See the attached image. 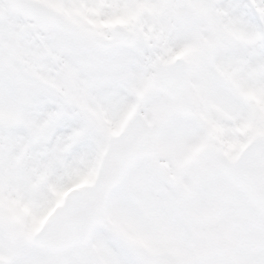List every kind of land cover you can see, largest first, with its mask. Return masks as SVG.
Listing matches in <instances>:
<instances>
[{"label": "snow or ice", "instance_id": "snow-or-ice-1", "mask_svg": "<svg viewBox=\"0 0 264 264\" xmlns=\"http://www.w3.org/2000/svg\"><path fill=\"white\" fill-rule=\"evenodd\" d=\"M80 6L94 16L65 14ZM257 9L264 0H0V264H264V108L246 95L264 96ZM129 49L149 69L137 93L159 76L181 103L235 114L233 136L212 132L216 161L193 124L136 162Z\"/></svg>", "mask_w": 264, "mask_h": 264}, {"label": "rangeland", "instance_id": "rangeland-1", "mask_svg": "<svg viewBox=\"0 0 264 264\" xmlns=\"http://www.w3.org/2000/svg\"><path fill=\"white\" fill-rule=\"evenodd\" d=\"M51 5H54L60 9V11L64 12V9H61L57 4L51 3ZM143 5L138 6L139 8H143ZM264 10V9H263ZM149 12H151V9H148ZM197 13H201L203 10L200 8L196 9ZM65 14H72V15H80L84 18H92L94 16L93 12L89 9L84 8L83 6L76 7V8H71L68 9ZM128 20L127 16H120L119 20H115L113 18V21L111 23H116L117 21H120L121 23H126ZM146 22L151 23L152 22V17L151 15L146 17ZM119 23V22H118ZM232 38L235 40L236 43L244 46V41L246 40L245 45H249L254 42L253 37L251 35H247L244 37L243 34L239 33H234ZM133 50V51H132ZM147 51V50H146ZM129 57L134 58V65L133 67L138 64L139 62L137 54L134 49H131L128 51ZM143 60H141V68H142ZM130 67V68H133ZM140 73H138V70L135 71L134 73L128 75L126 73V79L128 80H134L133 83V88H135V82L141 77ZM132 80V81H133ZM130 86H126L125 88L122 89V93L124 96L127 97V100L129 99V91L131 88ZM136 89V88H135ZM247 97L249 98L250 101H253L255 106L258 108H264V96L259 95L256 91L254 90H248L246 92ZM195 113L191 117H180L179 115H174L173 113L170 112L169 110V100L161 95V94H151L150 97L144 101V103L140 106L138 109V112L143 114L144 116L148 118H153L154 115L158 112H163L164 113V118L162 120V126L163 128L166 127V136L168 135L169 138L173 135L172 133L174 131H179L181 130V139L190 132L191 127L193 124H195L197 128V135H200L202 131H207L208 133V140L210 146L216 149V138L212 135L213 130L215 129L217 123L223 125L224 132L226 136H233L234 133V125H235V114H230L220 108L214 107L212 105H200L198 108L195 105L194 109ZM175 116H178L180 119H176ZM174 117V118H173ZM246 127L248 128V125L246 124ZM246 128V129H247ZM177 134V133H176ZM176 134H174L176 136ZM163 140V139H162ZM179 141V140H178ZM177 142L174 143V145ZM227 147V146H226ZM162 148L164 146L162 145ZM148 161H144V165H147ZM91 175L87 176V180ZM159 183L162 186L163 191H174L176 188V183H168L165 185V181L160 178Z\"/></svg>", "mask_w": 264, "mask_h": 264}, {"label": "water", "instance_id": "water-1", "mask_svg": "<svg viewBox=\"0 0 264 264\" xmlns=\"http://www.w3.org/2000/svg\"><path fill=\"white\" fill-rule=\"evenodd\" d=\"M159 77V76H158ZM133 129H135L136 130V140L138 141V143H139V141H140V130L136 127V126H133ZM151 141V139H148V142H150ZM140 144L139 145H137V151H136V154L138 153V151H139V149H140ZM147 146H150V145H147Z\"/></svg>", "mask_w": 264, "mask_h": 264}]
</instances>
